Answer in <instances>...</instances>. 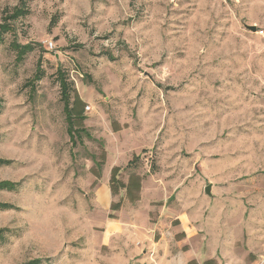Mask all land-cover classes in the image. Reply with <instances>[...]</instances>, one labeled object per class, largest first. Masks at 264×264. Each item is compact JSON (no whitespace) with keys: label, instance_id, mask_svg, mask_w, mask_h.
<instances>
[{"label":"rangeland","instance_id":"rangeland-1","mask_svg":"<svg viewBox=\"0 0 264 264\" xmlns=\"http://www.w3.org/2000/svg\"><path fill=\"white\" fill-rule=\"evenodd\" d=\"M25 8L0 44V264H264V0ZM59 68L84 104L75 145Z\"/></svg>","mask_w":264,"mask_h":264},{"label":"trees","instance_id":"trees-1","mask_svg":"<svg viewBox=\"0 0 264 264\" xmlns=\"http://www.w3.org/2000/svg\"><path fill=\"white\" fill-rule=\"evenodd\" d=\"M26 6V0H19V6H15L13 10L6 14L3 17L2 22L0 23V44L3 42L4 35L11 31V22L15 20L18 17H21L27 13ZM12 47L16 51V60L20 61L22 60L25 55L32 52L34 50V46L31 43H25L21 44L19 42H13ZM44 72L41 67V58L37 60L36 63V70L33 75L32 80L38 81L42 78ZM56 79L59 85V93H60V100L63 104V112L65 114L66 122H67V133L69 135V138L71 140L72 145L76 144L77 138L80 137V132H84L85 128L83 126V122L86 118L85 115H83L82 107H83V101L79 98L76 90L71 86L70 82L68 81V78L66 77V74L64 73L61 68H59L56 72ZM72 92V94H71ZM139 156H134L131 160H129L128 165H130L131 162L135 161ZM10 161L6 159L0 158V167L9 164ZM103 163L101 162L98 167H100ZM117 168H113L111 171V177L109 180V190L112 194H116L118 192L119 187H124L122 183H120L116 177L115 172L117 171ZM135 175H132V177ZM135 181L132 180V182H129L128 184L131 185ZM16 186V183L3 180L0 181V190H13ZM133 187L138 190L140 188V184L136 182ZM119 204H111L112 209L118 208ZM12 206L5 202H0V210L5 209H11ZM206 263H209L207 261ZM189 264H193V262H189Z\"/></svg>","mask_w":264,"mask_h":264},{"label":"water","instance_id":"water-1","mask_svg":"<svg viewBox=\"0 0 264 264\" xmlns=\"http://www.w3.org/2000/svg\"><path fill=\"white\" fill-rule=\"evenodd\" d=\"M245 28H247V29H249V30H251L253 32L256 31V26L255 25H245ZM205 192L207 194H210L211 193V185H207L205 187Z\"/></svg>","mask_w":264,"mask_h":264},{"label":"built area","instance_id":"built-area-1","mask_svg":"<svg viewBox=\"0 0 264 264\" xmlns=\"http://www.w3.org/2000/svg\"><path fill=\"white\" fill-rule=\"evenodd\" d=\"M51 47H52V43L49 42V44H48V48H51Z\"/></svg>","mask_w":264,"mask_h":264}]
</instances>
